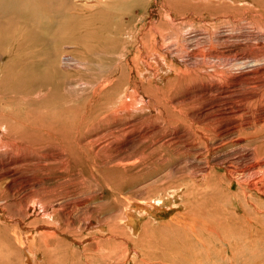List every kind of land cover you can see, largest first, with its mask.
Wrapping results in <instances>:
<instances>
[{
	"label": "bare ground",
	"instance_id": "bare-ground-1",
	"mask_svg": "<svg viewBox=\"0 0 264 264\" xmlns=\"http://www.w3.org/2000/svg\"><path fill=\"white\" fill-rule=\"evenodd\" d=\"M54 1L55 0H0V12H10L17 15L19 19L22 20V23L26 24L27 29L31 25L32 27L33 25L36 26V22L42 18L43 22L40 23L39 21L40 26H36L35 30H28L29 32L27 31V34L31 37L34 43L47 44L51 39L54 40V37L57 38L58 36H60L59 38L61 39L62 25L61 22H57V19L58 17H61V14L65 16L67 11L72 13L73 10H75L74 13H77L78 11H81V7H86V10L88 11V20H83L79 16L73 17L71 20H69L66 28L68 29V32H71V30L76 29L80 25L88 27L90 22L92 21L90 17L96 19V17L105 15V11L113 12L115 10L117 11L119 9H122L123 7L125 10L130 11V5L139 4L140 6L143 5V3H145L147 0H76L75 3L72 4V6L70 5V0H60L59 5L54 3ZM156 1V5L158 6V3L160 1ZM161 1L162 5L166 7L168 11L159 10L157 12V15L160 16V20L158 21V23L154 25L150 24V29L148 31L144 30L143 33L141 31L137 33V36L141 35V37H139V39L141 38L139 41L141 45L138 48L139 52H136L135 54H133V56H126V47L123 48V53H121L117 50V46L113 45L112 53L114 55L115 53L120 54L122 57L121 62L126 65L128 64V66H130V72L133 73L128 80L127 88L125 90H120L116 97H114L113 101L104 102L106 98L105 96L110 93L111 89L114 88V84H117L118 82L117 80H101L99 82L95 81L97 83L92 84L90 83V81L88 82V79L85 80L87 82H82L78 78L73 77L72 79L69 78V80L71 84L75 83L76 81L75 86H78L77 84L80 83H86L89 86L92 85V89H90V93H88L87 95L90 99L87 98V103H84L85 105L83 107L78 105L77 101L74 102L73 100H71L72 98L69 100L63 99L64 101H54L52 99L50 104L44 103L46 113L45 115L41 114L43 117L40 119L36 117L30 118L28 120H21L17 118V116L20 115H14V118L10 117L12 121H14L17 129H15V126H11L8 121L3 122L4 119L2 120V122L0 123V149L4 148L7 152L11 151L13 157H7L6 160L0 163V185H10L9 181L11 180L12 182L16 175V171L12 168V166L15 165L16 167V164L18 163L25 162L28 165H31L30 163H34V166L40 167L42 166V164L43 166L47 165V162L55 165L53 162H61L66 159L67 155L75 158L74 155H77V152L74 151V142L71 139H79L80 135L82 136L86 129L90 128V131L87 133V135L85 134L83 138L87 142V145L93 147L94 150H96L97 154L100 155L101 151H110L113 148H118L116 142L119 139L123 138L126 134H129L133 131L138 132V130L143 126L149 125L150 123L159 120V123L157 122L158 124L155 123L156 125H153L154 128L151 130L152 132L149 131L145 133L144 136L140 134L139 137L137 136V140L133 142H131L130 140V142L125 143L123 145L124 150H115L112 157L117 165L121 166L122 163H128L137 151L136 150L132 152L131 150L140 140L143 141L145 137L157 132L161 125L165 126L166 128H172L173 133L172 137H170L171 141L166 142L165 139H158V144H161L162 149L163 147H166L176 153L177 158L180 160L179 164L184 163L186 167H190V178L193 179L192 188L189 187L182 190L174 188L172 193H170L169 196H166V199H164L163 197L155 196L154 198L146 201H137L134 200L136 199L134 198L132 201L123 202L119 205L120 209L115 208L116 210L113 212V214L112 211H110L111 219H99V221L96 220L99 228L95 231H92V233H89L88 238L81 239L79 237L72 238L71 236H69L71 243H68L67 241L61 239L56 240L58 236L57 232L53 231V229L55 228L54 225L50 222H46L54 218L52 215H57L59 217L58 219H61V213L59 209H57L58 207H60V205H57V208L53 210L52 215H48L46 216V218H43L45 220H43L42 222H40L41 217L39 216L40 219L37 218L35 222L38 224H34L33 226L26 225L23 221H18L19 226L25 224L23 230L27 231L24 233L25 235H20L19 238L17 237L20 246L28 247L29 251H31L30 247H36L37 250L41 252V255L45 257V259L43 258L44 262H46L49 256L60 253L63 254L64 259L67 258V260L68 257L80 260L82 258L84 260L83 264H95V259L99 264L112 260L113 262H110L112 264H264V201H262V198H264V45L262 44V47H259V49H254L253 51L240 50V47H244L247 45H250L251 47L250 43L252 38H248V36L256 37L259 40L260 38H264V0H198L200 1L199 3L196 2V0ZM182 2L187 4L185 5V9L188 10L179 15V18L183 19V28L181 27V29L174 26V21L179 14L178 10L180 6L178 4ZM203 9L207 12L202 15L201 11ZM239 10H241L242 12ZM190 12H193V16L191 15L192 18H189L187 16ZM201 15L202 19L205 15V17L209 16V19L212 22L220 20L219 23L224 21L227 22L228 18L231 16L233 18L232 21L239 22L238 20H243L244 17L242 16H245V18H247L244 20H250L260 28V35L257 33H247L246 35H244L247 37V42H245L244 40L245 43H242V41V44H239L238 49V45L231 44L228 38L225 37L226 35L221 34L222 36H220V38L218 37L219 39L217 38V41H214L213 39L209 41L207 46L208 51H211L209 54L205 53L206 49L204 50V47L191 49V46L189 45V49L186 48L184 51L186 52V58H184L183 56H177L176 58L180 62H176L175 60V62L173 60L171 61V59L167 57L168 54L165 55L164 53H162L163 51H165L161 47L162 44L167 41L166 38L178 42L185 27L190 24V21H204V19L201 20L200 18H198ZM239 16L242 18L236 19ZM247 23H249V21ZM111 26L112 25H110V27ZM211 27L212 26H210V29ZM64 30L66 31V29ZM212 30H214V28ZM123 34L131 37L130 32H123ZM200 36L202 37V34ZM75 38L76 37H74V39ZM65 39L67 38L65 37ZM158 39H161V42H159ZM187 41H189L188 38ZM220 41H222L224 45L226 44V48L215 50L216 47L220 46ZM60 42H62V40H60ZM197 42L199 41L197 40ZM124 43H127V41H124ZM167 43L169 42L167 41ZM60 44L62 45V43ZM41 46L43 47V45ZM70 57L71 56L69 55L61 57L59 52L56 53L54 57L51 58V63L53 66L52 70L59 69ZM207 58H211L212 61L217 60V63H208ZM24 59L25 58H23V60ZM113 60L114 59L112 58V61ZM78 61L81 63L80 60ZM24 67H26L23 69L26 73L23 72L24 74L20 77V79H23L24 77L23 81L26 83L28 82V96L34 93L37 88L44 89L43 95H46V93H51L52 90L50 91L51 87L49 86H55L54 80H56L57 78L55 76V73L48 74V72H45L42 69L41 72H34L35 69L33 66V68L31 67V64ZM38 69H40V67ZM59 72L61 71L59 70ZM56 73L58 74V70ZM150 73L152 75L151 77ZM12 74L14 75V73ZM40 75H42V77ZM163 76L165 79H167V81L164 82L163 85H161V77ZM82 77L83 76H81V79ZM19 81L20 80L18 79L17 83H19ZM59 84L62 85V83H58V85ZM58 85L56 87H58ZM17 88L15 89L17 90ZM38 93L42 94V92L40 91H38ZM111 93H113V91ZM52 94L54 95V93ZM23 98L26 97L23 96ZM50 98L53 97L50 96ZM26 101L27 104L25 103V107L27 108V106H29L28 104L30 100L27 99ZM39 103L41 102H38V104ZM53 104H55V107L50 108L49 105L52 106ZM62 106L64 107V109H62ZM17 111H19V108L17 109ZM95 111L101 112H99L100 114H94ZM147 111L148 113H146ZM11 115L13 114L11 113ZM94 115H96L95 118ZM6 117L8 119V116ZM129 117L133 119H129ZM118 119H120L119 122ZM94 126L96 128H94ZM69 141H71V143H69ZM155 141L157 143V139ZM76 142L78 143V140H76ZM84 148L86 147L84 146ZM43 150L45 151V153L41 154ZM22 151L24 153H26L25 151H27L32 154L40 153L41 157L37 159L35 157L29 156L30 154L28 155L27 153V155H22ZM47 151H50V153L46 154ZM52 152L54 154H52ZM19 153H22L21 158L18 157ZM169 160L170 159L168 157V161ZM23 164L24 163H22L21 165ZM166 166H169V163L168 165L166 164L165 167ZM84 168L85 167H83V169ZM217 169H223L224 173L221 174ZM85 170L87 169L85 168ZM39 173L41 174V172ZM66 173H68V171ZM149 174L147 173V175ZM141 175H143V173H141ZM103 176L104 174L102 173V177ZM150 176L153 175L150 174ZM75 178H77V176ZM13 183H15V181ZM35 183L37 182H34V184ZM39 184L41 185L40 182ZM233 184H235L234 187ZM63 186L61 185L60 187ZM70 188L73 189V185ZM61 189L62 188H60V190ZM36 190L38 189H35V191ZM108 191L109 190L107 189V192ZM112 191L113 190H111V192ZM63 193L64 192H62V194ZM77 195L74 196L75 200L77 199ZM184 195L185 198H187V196H191L194 204L190 205V207L186 209L184 213H179L171 220L172 224L175 227V234H177L179 236V239L183 241V245L163 246L160 248L157 246H147V249H142L143 251L136 250L133 245L132 249L134 251V254L130 257V260H127L126 258L129 257L131 250L130 252H128L129 249H127L123 240H133L132 243L136 245L139 236L141 237L142 234V229L141 231L139 230L140 228H143L144 223L145 225L150 223L151 219L149 218H151V216L152 218L153 216L156 217L158 212L168 210L169 207L174 208L176 205H178V203L176 202V198L180 196H182L183 198ZM43 197L44 196H42V198ZM45 200L47 201V198ZM85 200H87V198ZM49 201L52 203L54 202L53 199H50ZM39 202L41 205L44 204V201L41 199ZM76 203H74V206H76ZM80 205H83V203H81ZM27 206L28 205H26L22 201L18 203L19 209L27 208ZM239 210L241 213H238ZM110 212L106 213L108 214ZM88 213L90 214V211L86 212V215ZM106 213L104 214V217L106 216ZM70 214H64V221L66 222L65 226L74 227V225H77L81 230L85 231L89 226H87V221L90 222V219L87 220L88 218L86 217L81 218V215L80 218H76L72 217L73 215ZM101 215L103 216V214ZM12 218L8 217L2 209L0 210V223L3 222L4 225V222H7V220H13ZM148 220L150 221L147 222ZM93 221L92 223H94ZM92 223L91 225H93ZM59 231H61V229H59ZM104 231L109 238L104 239V241L102 242L97 239L96 235L102 236V233ZM62 232L65 236H67V233H65L64 231ZM16 233H19L18 230L16 231ZM9 236L11 235L9 234ZM134 236L135 239L133 238ZM88 239H91L90 243H86L87 245L83 244ZM6 242L9 241L6 240ZM74 245L83 247L81 250H79L80 248L77 250L76 248H73ZM10 246L12 247V245ZM61 247L63 248L61 249ZM5 251H7V258H12L14 254L8 249V247ZM67 260L65 259V261ZM55 261L61 262L60 259H57Z\"/></svg>",
	"mask_w": 264,
	"mask_h": 264
},
{
	"label": "rangeland",
	"instance_id": "rangeland-1",
	"mask_svg": "<svg viewBox=\"0 0 264 264\" xmlns=\"http://www.w3.org/2000/svg\"><path fill=\"white\" fill-rule=\"evenodd\" d=\"M75 1L76 0H70V5L72 6V4L75 3ZM200 1H202V0H200ZM200 1L196 0V2H198V3ZM158 2H159L158 6L156 5V3H157L156 0H147L145 3H143V5H140L141 7L139 6V4H133V5H130V7H131L130 11L125 10L124 7L122 9H119L117 11L115 10L113 12L112 11L111 12L105 11V15H101V17H96V19L90 17L92 20L89 24L90 27L89 26L84 27V25L83 26L80 25L76 29L71 30V32H68L67 31L68 29L66 28L69 20H71L73 17H76V16H79L83 20L84 19L88 20V11L86 10V7H81V11H78L77 13H74L75 10H73L72 13L67 11L65 16H63L61 14V17H58V19H57V22H61V25H62L61 39L59 38L60 36H58L57 38L54 37V40L51 39L47 44L46 43L45 44L34 43L33 40L31 39V37L28 36V34H27L28 30H31V29L35 30L36 26L37 27L40 26L39 24L41 22H43L42 18L36 22V24H35L36 26L33 25V27H32V25H31L27 29L26 24L22 23V20H20L17 15L10 13V12H0V16H1L0 20L2 19L0 21V74H1L0 75V115L2 113H4L2 115L5 116V117H3L2 115L0 116V119H1L0 123L4 119L3 122L8 121V123L11 126H15L14 121H12L11 118H14L16 115H20V116H17V118L21 119V120H28L30 118H36V117L38 119H40L43 117L41 114L45 115V113H46L44 103L50 104L52 99L54 101H56V100L64 101L66 99L69 100L72 98L71 100H73L74 102L77 101L78 105L83 107L87 103V100L90 99V98H88L87 95H88V93H90V89H92V87H91L92 85L89 86L86 83L85 84L80 83V84H77L78 86H75L76 81H75V83L71 84L70 80H69V78L72 79L73 77L78 78L82 82H84L85 80L88 79V82L90 81V83H92V84H95L101 80H108V79L117 80L118 81L117 84H114V88L110 90V93H108L106 96L104 95L106 97L104 102L113 101L114 97H116V95L118 94V92L120 90H125L127 88L128 80L131 77V75L133 74L130 72V66H128V64L126 65L123 62H121V58H122L121 55L116 54V53L114 55L112 53L113 45H116L117 50L121 53H123V48L126 47V54H127L126 56H128V55L133 56V54H135L136 52H139L138 48L141 46L140 42H139L141 38L139 39V37H141V35L137 36V33L139 31H141L143 33L144 30L148 31L150 29V26H149L150 24L154 25V24L158 23V21L160 20V16L157 15V12L159 10H167L168 11V9H166V7H164L162 5L161 0H158ZM54 3L59 5L60 0H55ZM136 3H139V2H136ZM182 3L178 4L180 6L179 10H178L179 14L177 15V18H175V21H174V26L176 28H181V27L183 28V25H182L183 19H180L179 15L184 13L186 10H188V9H185V5H187V4L184 2H182ZM160 5H162V6H160ZM70 11H72V10H70ZM147 11H149V12H147ZM202 11H201L202 15L205 12H207L204 9ZM239 11H241V10H239ZM113 13H115V14H113ZM147 13H149V14H147ZM190 13H188L189 15H187V16L189 18H192L193 12H190ZM202 15L198 18H200L201 20L204 19V21H197V22H196V20L192 21V22L190 21V24L187 25V27H185L186 30L184 29V31L182 32V35H181L180 39L178 40V42L175 40H172V39L170 40V39L166 38V40L169 43H167V41H165L162 44L161 47L163 50H165L162 53H164L165 55L168 54L167 57H169L171 59V61L175 60L176 62H180L176 58L177 56L178 57L183 56L184 58H186V52H184V51L186 48L189 49V45L191 46V49H195L197 47H199V48L204 47V50L206 49L205 53L209 54L211 52V51H208V47H207L209 41L211 39H213L214 41L215 40L217 41V38L218 37L220 38V36H222L223 34L226 35L225 37L228 38V40L230 41L231 44L238 45V49H239V44L247 42V39H246L247 37L244 36L247 33H249V34L257 33L260 35V28L258 26H256L254 23H252L250 20H244L247 18V17L245 18V16H242L244 18L241 21L238 20L239 22L232 21L233 18L231 16L228 18L227 22L224 21V22L219 23L220 20L212 22L209 19V16L205 17V15H204V18L202 19ZM141 16H142V18H141ZM149 17H150V19H149ZM242 17L239 16L236 19H239ZM186 20H188V19H186ZM39 21H40V23H39ZM248 21H249V23H247ZM1 23H2V25H1ZM23 24H24V26H23ZM110 25H112V26L110 27ZM165 25H163V26H165ZM8 26H10V27H8ZM93 26H94V28H93ZM204 26H205V28H204ZM210 26H212L214 28V30H212L213 29L212 27L210 29ZM257 27H258V29H257ZM23 28H24V30H23ZM64 29H66L67 33ZM188 29H189V31H188ZM201 29H203V30H201ZM237 30H239V31H237ZM134 31H136V32H134ZM14 32L16 35L14 34ZM123 32H130L131 37H129L126 34H123ZM185 34H187V35H185ZM201 34H202V37L200 36ZM263 34H264V31H263ZM66 35H68V36H66ZM82 35H84L85 37ZM65 37L67 39H65ZM71 37H72V39H71ZM74 37H76V38L74 39ZM90 37H91V39H90ZM187 38L189 41H187ZM195 38L196 39L198 38L197 40L199 42H197V40ZM248 38H252L251 43H250L251 47H250V45H247L244 47H240V50L253 51L254 49H259V47H262V44L264 45V42H263L264 38L263 39L260 38V40L256 37H253V36H248ZM10 40L11 41L13 40V41L11 42ZM60 40H62V42H60ZM158 40H159V42H161V39H158ZM204 40H206V41H204ZM244 40H245V42H244ZM124 41H127V43H124ZM181 41L183 42V44ZM60 43H62V45ZM201 44H203V45H201ZM41 45H43V47ZM225 48H226V44L224 45V43H222V41H220V46L216 47L215 50L216 49L221 50V49H225ZM41 49H42V51H41ZM58 52L60 53L61 57L66 56V55H69L71 57L67 61H65V64H63L59 69L52 70L53 66L51 63V58H53L54 55ZM72 56H73V58H72ZM23 58H25V59L27 58V59L23 60ZM79 58H81V59H79ZM112 58L114 59L113 60L114 62L112 61ZM78 60H80L81 63ZM19 61H21V62H19ZM25 62H27V63H25ZM74 62H76V63H74ZM207 62L208 63L212 62L213 64H216L217 60L212 61L211 58H207ZM32 63H35V64H32ZM29 64H31V67L32 66L34 67V69H35L34 72H41V69H42L45 72H48V74L55 73V76L57 77L56 80H54V84H55L54 87L55 88L53 86H49V87H51L50 91L52 90L53 92L51 91V93H46V95H43L44 89L43 88H41V89L37 88L36 91L34 90L36 93L33 91L34 93H32L30 95L31 97L28 96L29 95L28 94L29 93L28 82L27 83L24 82L23 81L24 77H23V79H20V77L24 73H26L23 70L24 68H26L24 66H28ZM76 65H79V66H76ZM116 65H117V67H116ZM39 67H40V69H38ZM232 67H234V66H232ZM235 68H237V67H235ZM57 70H58V74L60 75V77L56 73ZM59 70L62 73L59 72ZM12 73H14V75ZM78 73H81V74H78ZM40 76L42 77V75H40ZM81 76H83L82 79H81ZM151 76L152 75L150 73V77ZM17 77L20 80L19 83H17V81H18ZM90 77H92V78H90ZM95 81H97V82H95ZM166 81H167V79H165L164 76L161 77V82H160L161 85H163L164 82H166ZM85 82H87V81H85ZM58 83H62V85L59 84L60 85L59 86ZM18 84L19 85L21 84V85L19 86ZM57 85H58V87H56ZM31 86H32V83H31ZM74 87H75V89H74ZM15 88H17V90ZM26 88H28V89H26ZM85 88L86 89L88 88V89L86 90ZM189 89H190V87H189ZM38 91L42 92V94H39ZM112 91H113V93H111ZM16 93H19V94H16ZM21 93H23V94H21ZM52 93H54V95L55 94L56 95L54 96ZM35 94H36V96H35ZM17 95H19V96H17ZM49 95L52 96L53 98H50ZM57 95H58V98H57ZM78 95H79V97H78ZM23 96L26 98H23ZM17 98H18V101H17ZM30 98H32L33 101ZM45 98H46V100H45ZM27 99H29L30 102L28 104L29 106H27V108H26L25 103L27 102L26 101ZM38 102H41L43 105L41 103L38 104ZM6 103H8V104H6ZM53 105H52L53 107L51 105H49V107L54 108L55 104H53ZM19 106L20 107L22 106V107L20 108ZM32 106H34L35 108ZM18 108H19V111H17ZM62 109H64L63 106H62ZM99 112H101V111H99ZM99 112L95 111L94 114L99 113ZM11 113L13 115H11ZM146 113H148V111ZM155 113H156V110H155ZM5 114H7V115H5ZM8 114H10L11 116ZM6 116H8V119ZM38 116H40V117H38ZM95 116L96 115H94V118H95ZM129 119H133V118L129 117ZM119 121H120V119H118V122ZM149 122H147V123H149ZM157 122L159 123V120H157L156 122H152L149 125L143 126L142 128H140L138 130V132L133 131L129 134H126L123 138H121L122 140L119 139L120 141L118 140L116 142L118 148L117 147L113 148L110 151L109 150L101 151L100 155L97 154L96 150H94L93 147L87 145V142L83 138L85 136V134L87 135V133L90 131V128H89V129H86L87 131L85 130V132L82 134V136L80 135L81 139L80 138L79 139L78 138L71 139L74 142V144H73L74 151L77 152V155H74L75 158H72L71 156L67 155L66 159H64L63 161H61V162L56 161V163L53 162L55 165L47 162V165L43 166V164H42V166H40V167L34 166V163H30L31 165H28L25 162H21V163L16 164V167H15V165L12 166V168L15 169L17 176L15 175L12 182H11V180L9 181V183H10L9 186L0 185V192H1L0 193V210L2 209L8 217H11V218L13 217L12 218L13 220H10V221L7 220V222H4V225H3V222L0 223V264H23V263L24 264H37V263L38 264H56V263L57 264L58 263H60V264H83L84 260L82 258L80 260V259H74V258L68 257V260H67V258H65L67 260V261H65L63 254H60V253L49 256V258H48L49 260L47 259L46 262H44L43 258L45 259V257L43 255H41V252L38 251L36 247H30L31 251L33 252L32 253L31 251H29L28 247H21L20 246L18 238L20 237V235L23 236V235H25L24 233L27 232L26 230H23V227L25 226V224L30 225V226H33L34 224H38L35 222H36V219L37 218L40 219V217H41V221L40 220H38V221L42 222L43 220H45L43 218H46V216H48V215H52V212L55 208H57V205H60V207H58L57 209H59V211L61 213V219L59 220L58 219L59 217L57 215H52L54 218H52V219L49 218L51 220L50 221L48 220L46 222H50L54 225L55 228L53 229V231L57 232V236H58L56 238V240L61 239V240L67 241L68 243H71L69 236H71L72 238H74V237L78 238L79 237L81 239L88 238L89 233H92V231H95L99 228L97 221H99V219H102V220H106V219L108 220L109 218L111 219V212L110 211H112V214H113V212L117 208H119V205L122 204L123 202L132 201L134 198H136L134 200H137V201L138 200L139 201H143V200L146 201V200H150L151 198H154L155 196L156 197H163L164 199H166V196H169L170 193H172L174 188H177L179 190L180 189L181 190L187 189L189 187L192 188L193 179L190 178L191 177V175L189 173L190 167L189 166L186 167L184 165V163H181L182 164V166H181V164H179L180 160L177 158L176 153H174L171 149L166 148V147H163V149H162L161 144H158V142H159L158 139H165L166 142L171 141L170 137H172L173 130H172V128H166L163 125H161V127L159 128V130L157 132L150 134L149 136L145 137L144 140L142 139L144 142L140 140L134 146V148L131 151L132 152H134L136 150L137 151H136L135 155L133 156V158H131V160L128 163H122L121 166L117 165L115 163V160L112 157L114 155L115 150L122 149V151H123L124 150L123 145L125 143L130 142V140H131V142L137 140L136 138H138L140 134L142 136H144L145 133H147L149 131L152 132L151 130L154 128L153 125L158 124ZM94 128H96V127L94 126ZM15 129H17L16 126H15ZM15 129H13V130H15ZM145 129H147V130H145ZM133 133H135L136 136ZM164 133L166 134V136ZM156 139H157V143L155 141ZM76 140H78V143L76 142ZM122 141H124V142H122ZM153 142H154V144H153ZM69 143H71V141H69ZM76 144H77V147H76ZM84 146L86 148H84ZM0 150H1L0 151V163L3 162L4 160H6L7 157H13V155L11 154L12 153L11 151L7 152L4 148H1ZM2 151H4V152H2ZM148 151H150V152H148ZM25 152L28 155L30 154L29 156L35 157L37 159L41 157V154L45 153L44 150L41 152V154L39 153L40 155L35 154V153L32 154V153H29L27 151H25ZM56 152H55V154H56ZM22 153H21L22 155H27L23 151H22ZM47 153H50V151H47L46 154ZM21 154L19 153V156H18L19 158L22 157ZM52 154H54V153L52 152ZM168 157L170 159L169 161H168ZM149 158H151L153 160H151ZM65 160H66V162H65ZM174 160H176V161H174ZM164 162H166V163H164ZM22 163H24V164L21 165ZM168 163H169V166L165 167V165L166 164L168 165ZM145 164L147 167L145 166ZM140 166H141V168H140ZM83 167H85L87 170H85V168L83 169ZM22 169H23V171H22ZM150 170H152V171H150ZM217 170L221 174L224 173L223 169H217ZM62 171H64V172H62ZM67 171H68V173H66ZM128 171H130L131 173ZM21 172H22V174H21ZM39 172H41V174ZM140 172L143 173V175H141ZM35 173H37V174H35ZM74 173H76L77 175ZM82 173H84V174H82ZM102 173L104 174L103 177H102ZM147 173L148 174L150 173L153 176H150V174L147 175ZM19 174H20V176H19ZM72 174H73V176H72ZM134 174H135V177H134ZM26 175H28V176H26ZM31 176H32V178H31ZM76 176H77V178H75ZM33 177H34V179H33ZM40 178H42V179H40ZM73 178L76 180H74ZM103 178H105V179H103ZM135 178H137V179H135ZM142 178L144 179V181ZM31 179H32V182H31ZM39 179H40V181H39ZM34 180H36V181H34ZM55 180H57V181H55ZM14 181H15V183H13ZM33 181L37 182V183L34 184ZM184 181H186V182H184ZM39 182L41 183V185L39 184ZM135 182L137 184H140V185H137ZM58 184L60 186L61 185L62 186L64 185V186L60 187ZM87 184H89V185H87ZM29 185H31V186H29ZM72 185H73V189L70 188V187H72ZM85 185H86V187H85ZM33 186L35 189H38V190H36L37 192L35 191ZM66 186H67V188H66ZM234 186H235V184H233V187ZM74 187H75V190H74ZM105 187H106V189H105ZM44 188L47 191V194H46V191L44 190ZM60 188H62V189L60 190ZM115 188H117V189H115ZM52 189H53V191H52ZM54 189H55V192H54ZM65 189H66V191H65ZM107 189L110 192L109 191L107 192ZM59 190L61 193L59 192ZM62 190H64V191H62ZM86 190H87V192H86ZM111 190H113V191L111 192ZM117 190L118 191L120 190V191L118 192ZM75 191L79 196L75 193ZM89 191L92 193H90ZM101 191H103V192H101ZM62 192H64V193L62 194ZM162 192H163V194H162ZM67 193H69V194H67ZM39 195H41V196H39ZM72 195H73V197H72ZM76 195H77L76 200L78 202L74 199V196H76ZM116 195H118V196H116ZM138 195H139V197H138ZM42 196H44V197L42 198ZM83 196H84V198H83ZM36 197L37 198L40 197V198L37 199ZM110 197H111V199H110ZM46 198H47V201H49L50 199H53L54 202L53 203L50 201L47 202L45 200ZM80 198H82V199H80ZM86 198H87V200H85ZM137 198H140V199H137ZM40 199L44 201L43 205L40 204V202H39ZM74 200H75V202H74ZM20 201H22L26 205H28L27 208L19 209L18 203ZM99 201H102V202H99ZM262 201H264V198H262ZM12 202H14V203H12ZM176 202L178 203V205H176L174 208L169 207L168 210H163L161 212H158L156 217L153 216V218H152V216H151V218H149V219H151L150 223H148L146 225L144 223L143 228H140V230H139V231H141V229H142V232H141L142 234H141V237L139 236L136 245L134 243H132L133 240L127 241V240L122 239L123 242L125 243L127 249H129L128 252H130V250H131L129 257L126 258L127 260L128 259L130 260V257L134 254V251L132 249L133 245L136 248V250H140V251H143L142 249H145V248L147 249V246H157L160 248L163 246H182L183 245L182 244L183 241H181L179 239V236L177 234H175L176 233L174 231L175 227L172 224L171 220L173 219L174 216L178 215L179 213H184V211L186 209H188L190 207V205H193L194 202L192 201L191 196H187V198H185V195L183 198H182V196L177 197ZM74 203H76L75 204L76 206H74ZM81 203H83V205H80ZM112 203H113V205H112ZM89 204L92 208L94 207L93 208L94 210L89 206ZM71 205H72V207H71ZM79 206L81 207V211H80ZM110 208H111V210H110ZM89 211H90V214L88 213L89 215L88 214L86 215V212H89ZM106 212H110V213L107 214ZM46 213H47V215H46ZM68 213L69 214L71 213L70 215H73L72 217L80 218V215H81V218L86 217V218H88L87 220L90 219V222L87 221V226L88 225L89 226L86 228V230L85 231L81 230L77 225H74V227H72V226L66 227L65 226L66 222L64 221V214H68ZM105 213H106V216L104 217ZM238 213H241L240 210L238 211ZM101 214H103V216ZM74 215H76V216H74ZM82 216H84V217H82ZM27 219H29V220H27ZM18 221H23V222H25V224L22 226H19ZM92 221L94 223H92ZM149 221L150 220H148L147 222H149ZM170 222H171V224H170ZM91 223L94 225V227H93V225H91ZM6 225H7V227H6ZM15 229H16V231L18 230V232L20 234L16 233ZM59 229H61V231H59ZM62 231L67 233V236H65ZM154 232L156 235L154 234ZM9 234L11 236H9ZM69 234H71V235H69ZM102 234H103L102 236L96 235V237L98 240L103 242L104 239H107L109 237L107 236L105 231ZM133 238L135 239V236ZM6 240H8L9 242H6ZM90 241H91V239H88L83 244H86V243L89 244ZM10 245H12V247ZM6 246L14 254L12 256V258H10V259H9V257L7 258V253H6L7 251H5V250H7ZM82 247L77 246V245L73 246V248H76L77 250L79 248H80L79 250H81ZM62 248L63 247H61V249ZM32 249H34V250H32ZM2 251H3V253H2ZM34 251H36V252H34ZM59 251H60V248H59ZM34 254H36V255H34ZM20 255H22V256H20ZM31 258H33V259H31ZM57 259H60L61 262L55 261ZM21 260H22V262H21ZM35 262H37V263H35ZM85 262H86V260H85ZM110 262H113V260L105 262V263L103 262L102 264H112ZM95 264H99L96 259H95ZM130 264H132V263H130Z\"/></svg>",
	"mask_w": 264,
	"mask_h": 264
}]
</instances>
